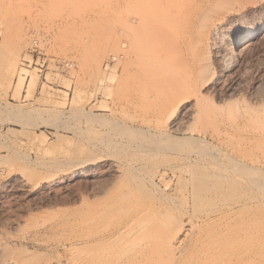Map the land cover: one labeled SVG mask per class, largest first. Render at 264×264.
<instances>
[{
	"label": "rangeland",
	"instance_id": "obj_1",
	"mask_svg": "<svg viewBox=\"0 0 264 264\" xmlns=\"http://www.w3.org/2000/svg\"><path fill=\"white\" fill-rule=\"evenodd\" d=\"M177 1L143 31L126 0H0V264H68L137 219L133 256L264 264V29L226 56L264 0Z\"/></svg>",
	"mask_w": 264,
	"mask_h": 264
},
{
	"label": "bare ground",
	"instance_id": "obj_2",
	"mask_svg": "<svg viewBox=\"0 0 264 264\" xmlns=\"http://www.w3.org/2000/svg\"><path fill=\"white\" fill-rule=\"evenodd\" d=\"M192 1V0H191ZM199 3H196L194 2L195 6L198 5L197 9L199 7H202L201 3L205 2L206 0H198ZM263 1V0H262ZM177 0H126V3H127V6L131 3L134 5V7L132 8H137V11L135 16H132V20L135 22H138L139 24L141 22H143V20H146V19H154V16L157 17V16H160L162 17V19H165L169 16V14L171 13L172 14V11H174L175 8L179 9V4L177 5ZM179 7V8H178ZM176 9V11H178ZM238 10V9H237ZM136 10H134V13H135ZM226 11V10H225ZM230 11V10H229ZM239 11V10H238ZM228 12V11H227ZM158 15H157V14ZM226 13V12H225ZM232 14V13H231ZM157 15V16H156ZM221 15V14H220ZM229 15H227L228 17ZM232 16V15H231ZM230 16V17H231ZM158 19V17L156 18V20L159 22V20H162V19ZM170 17V16H169ZM226 18V17H225ZM171 19V18H169ZM168 19V20H169ZM221 19V18H220ZM219 18L217 19H211L209 22H211L212 25H214L212 31L209 32V34L207 35L206 39H205V44L206 45H213L215 47H217V45H215V39L212 40V35H215L217 31H220L218 30L221 25V22L223 20H220ZM223 19V18H222ZM168 20H163L164 22L168 21ZM227 20V19H226ZM150 21V20H149ZM155 21V20H154ZM156 21V22H157ZM162 21V22H163ZM225 21V20H224ZM146 22V21H144ZM155 22V24H156ZM163 22V23H164ZM172 22V21H171ZM227 22V21H226ZM161 24V22H159ZM168 23V22H167ZM170 23V21H169ZM168 23V24H169ZM207 23V22H206ZM205 23V24H206ZM228 23V22H227ZM143 23L140 24V27L142 30H143V26H141ZM148 24V22H147ZM146 24V25H147ZM152 25V23H150ZM171 24V23H170ZM165 25V24H164ZM223 25H224V22H223ZM224 27V26H223ZM263 26H260V27H249V28H245L246 30L242 33H234V38L232 39V41L229 43V45L227 46V52H226V56L228 57H232V56H236L239 54L240 52V47L242 46V43L243 42H246L245 43V46H247L249 43H251L256 37H258L260 34H261V31L264 29L262 28ZM161 28V26H160ZM162 29V28H161ZM165 29V28H164ZM163 30V29H162ZM166 30V29H165ZM243 30V29H242ZM138 31V30H137ZM141 31V30H140ZM144 31V30H143ZM142 31V33H143ZM227 31V30H226ZM225 31V32H226ZM236 31V30H234ZM162 32V31H161ZM165 31L163 30L162 33H164ZM166 33V32H165ZM219 33V32H218ZM224 33V32H223ZM220 34V33H219ZM219 34L217 36H219ZM138 36V35H136ZM142 36V35H140ZM223 36V35H222ZM214 37V36H213ZM216 37V35H215ZM214 37V38H215ZM221 37V36H220ZM226 37V35H225ZM137 38V37H136ZM218 38V37H217ZM231 38V37H230ZM141 40V39H140ZM221 41V40H220ZM223 42V41H222ZM217 43V42H216ZM221 43V42H220ZM219 43V44H220ZM137 44V43H135ZM202 44V43H201ZM139 45V44H138ZM222 45V44H221ZM227 45V43H226ZM219 46V45H218ZM224 47V46H223ZM211 50L213 48H208V50ZM203 50V49H202ZM206 50V49H205ZM226 50V49H225ZM207 51V50H206ZM218 52V51H217ZM205 53V52H204ZM225 53V52H224ZM208 54V53H207ZM205 54V55H207ZM224 55V54H223ZM226 57V58H227ZM237 57V56H236ZM225 58V59H226ZM222 59V58H221ZM231 61V59L229 60ZM254 133V132H253ZM259 133V132H258ZM256 134V133H255ZM259 135V134H258ZM256 136V135H255ZM254 136V137H255ZM258 138V137H257ZM256 140V139H254ZM246 141V140H245ZM249 141V139H248ZM247 144V143H246ZM256 163V162H255ZM136 212V211H135ZM135 212L133 213V215L135 214ZM138 212V211H137ZM131 213V212H130ZM144 216V215H143ZM136 218V217H135ZM138 218V217H137ZM181 220V219H180ZM130 221V220H129ZM138 219H137V223L134 222V224L132 225V227H130L126 233V237L123 238V241H119V240H114L110 243L107 242V244H103V246L101 247V249L97 252H87V251H84V250H77L75 253H73L69 259H68V264H160L158 263L159 262V255L156 254H147L146 256V253L148 252H143L142 254L139 253L136 254L138 256H133L131 255L132 252L127 253L128 252V244H131L133 245V249L135 247H139L141 246L142 244L146 245L145 247H149L150 245V240L151 238H149V236L152 234L153 236V229L149 230L146 229V227H144L141 224H138ZM145 220L143 219V221L141 222H144ZM153 225V223H151ZM181 224V223H180ZM123 226V225H122ZM126 226V224H125ZM149 226V225H148ZM147 226V227H148ZM151 226V225H150ZM155 227V226H154ZM153 228V226H152ZM232 228V226H231ZM244 229V228H243ZM120 230V229H119ZM156 230V229H155ZM178 230V229H177ZM182 230V229H181ZM112 231V230H111ZM158 232V230H156ZM155 231V233H157ZM179 231V230H178ZM185 231V230H184ZM187 231V230H186ZM237 231V230H236ZM115 232V231H114ZM123 232V231H122ZM174 232V231H173ZM180 232V231H179ZM101 233V232H100ZM154 233V234H155ZM161 233V232H160ZM176 233V231H175ZM175 233H174V236H175ZM182 233V232H181ZM112 234V233H110ZM184 234V233H183ZM187 234V233H186ZM231 234V233H230ZM235 234V233H234ZM109 235V234H108ZM168 235V234H167ZM173 235V233L171 234V236ZM110 236V235H109ZM162 236V235H160ZM169 236V235H168ZM231 236V235H230ZM108 237V236H107ZM156 237V236H155ZM166 237V235H165ZM112 238V237H111ZM160 238V237H159ZM168 238V237H167ZM165 238V240L163 239H160L161 241L163 240V242L167 240L168 244H165L166 245V248L168 250V252L170 251L171 253H175L178 248H179V244L181 243V240H178L177 236L175 237H170L169 239ZM158 240V238L156 239V241ZM160 240L157 242V244L159 245L160 243ZM250 240V239H249ZM95 241V240H94ZM164 242V243H165ZM162 243V242H161ZM160 243V244H161ZM156 244V243H155ZM152 245V243H151ZM157 245V246H158ZM100 246V245H98ZM155 246V247H157ZM163 246V244H162ZM85 247V246H84ZM65 248V247H64ZM94 248V247H93ZM151 248V247H150ZM158 248V247H157ZM165 248V249H166ZM164 249V248H161V250ZM137 250V249H136ZM143 250V248H142ZM130 251V250H129ZM145 251V250H143ZM152 251V250H151ZM166 252V251H165ZM164 252V253H165ZM137 253V252H136ZM145 253V254H144ZM152 253V252H151ZM161 253V251L159 252ZM234 253V252H233ZM64 255V254H62ZM167 255V254H166ZM170 257V256H169ZM168 257V259H169ZM67 259V258H66ZM11 260V259H10ZM9 261V260H8ZM7 261V262H8ZM6 262V263H7ZM11 262H13L11 260ZM164 262V261H163ZM9 263V262H8ZM7 263V264H8ZM16 263V262H15ZM43 264V263H42ZM49 264V263H48ZM57 264V263H56ZM64 264V263H63Z\"/></svg>",
	"mask_w": 264,
	"mask_h": 264
},
{
	"label": "built area",
	"instance_id": "obj_3",
	"mask_svg": "<svg viewBox=\"0 0 264 264\" xmlns=\"http://www.w3.org/2000/svg\"><path fill=\"white\" fill-rule=\"evenodd\" d=\"M35 44V43H34ZM36 47V44L34 45ZM36 50V49H35ZM34 50V51H35ZM71 64H69L67 61H62V67L64 66H70Z\"/></svg>",
	"mask_w": 264,
	"mask_h": 264
}]
</instances>
